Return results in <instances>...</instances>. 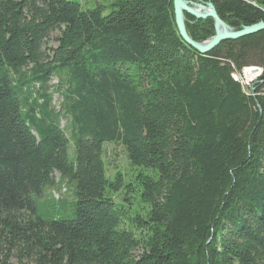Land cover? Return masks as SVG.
<instances>
[{"label":"trees","instance_id":"obj_1","mask_svg":"<svg viewBox=\"0 0 264 264\" xmlns=\"http://www.w3.org/2000/svg\"><path fill=\"white\" fill-rule=\"evenodd\" d=\"M185 1L234 31L264 23V2ZM184 17L194 42L214 36ZM110 143L146 172L124 199L143 213L109 196ZM72 184L75 219L37 216ZM0 264H264V31L201 55L172 0H0Z\"/></svg>","mask_w":264,"mask_h":264},{"label":"rangeland","instance_id":"obj_2","mask_svg":"<svg viewBox=\"0 0 264 264\" xmlns=\"http://www.w3.org/2000/svg\"><path fill=\"white\" fill-rule=\"evenodd\" d=\"M73 1H81L83 9H92L97 5H102L106 7V13L109 12V7L111 5L112 0H73ZM185 1V0H184ZM252 4L260 5L264 0H247ZM188 2V1H186ZM189 4H193V2H188ZM185 14V13H184ZM196 20V19H195ZM203 21V20H196ZM186 24L184 17V25ZM186 29V27H185ZM208 41V40H207ZM207 41L196 42V43H204ZM50 47H55L53 42H50ZM252 68V67H251ZM245 72L243 71L240 77H237V80L241 83L245 92H248V89L259 77H255L252 80H247L244 76ZM56 79L51 81V85H56ZM59 98L57 95L53 97V105L58 107ZM66 123L63 121L62 127H65ZM69 157L72 162L74 161V152L72 148H69ZM104 161L106 164V177L111 182L117 181V176L120 174L122 178V185L118 191H113L109 188V196L118 204H123L128 206L129 203L124 202L126 198L127 185H132L134 188V192L137 193V183H135V177L140 173H146L143 169L132 166L125 157L122 147L119 144H105L104 145ZM56 181L58 179V175H55ZM61 189L56 186L53 190L50 188H46L43 192L42 197L38 200V209L37 216L43 220H73L75 219V186L72 184V187H67V190L64 194H61ZM54 194H53V192ZM58 199L59 201H55L52 197ZM132 196H136L132 194ZM127 199V198H126ZM130 207L135 212L143 213L144 205L140 203V200L136 197L130 199Z\"/></svg>","mask_w":264,"mask_h":264},{"label":"water","instance_id":"obj_3","mask_svg":"<svg viewBox=\"0 0 264 264\" xmlns=\"http://www.w3.org/2000/svg\"><path fill=\"white\" fill-rule=\"evenodd\" d=\"M172 3L174 21L180 38L201 55L208 54L224 41L237 40L264 31V23L244 27L240 31H234L219 19L210 4H189L184 0H172ZM184 13L196 20L211 19L213 21L214 36L204 43H196L191 40L185 29ZM252 72L256 73V68H253Z\"/></svg>","mask_w":264,"mask_h":264},{"label":"bare ground","instance_id":"obj_4","mask_svg":"<svg viewBox=\"0 0 264 264\" xmlns=\"http://www.w3.org/2000/svg\"><path fill=\"white\" fill-rule=\"evenodd\" d=\"M244 72H245L244 76H245V78L247 80H252V79H254L256 77V73L255 72H252V70H250V69H247Z\"/></svg>","mask_w":264,"mask_h":264},{"label":"built area","instance_id":"obj_5","mask_svg":"<svg viewBox=\"0 0 264 264\" xmlns=\"http://www.w3.org/2000/svg\"><path fill=\"white\" fill-rule=\"evenodd\" d=\"M247 69H250V70H253V68H246L244 69L243 71L247 70ZM242 71V72H243ZM260 75V69L256 68V77ZM235 79H237V76H234Z\"/></svg>","mask_w":264,"mask_h":264}]
</instances>
